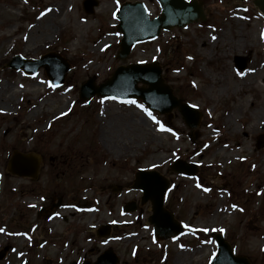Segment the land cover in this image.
Here are the masks:
<instances>
[{
  "label": "rangeland",
  "instance_id": "rangeland-1",
  "mask_svg": "<svg viewBox=\"0 0 264 264\" xmlns=\"http://www.w3.org/2000/svg\"><path fill=\"white\" fill-rule=\"evenodd\" d=\"M83 1L0 0V264H95L107 250L117 264H210L213 233L236 255L264 264V17L253 0H197L205 23L163 32L126 60L117 59L118 8L143 2L155 17L158 2L98 0L87 14ZM49 14L56 16L50 32L31 46L29 31L36 34ZM50 52L71 66L61 87H50L44 69L29 76L8 68L16 55L37 60ZM236 57L248 59L246 71L236 69ZM153 61L174 94L203 113L198 129L178 110L170 123L153 113L173 136L135 105L79 100L89 79L100 85L119 66ZM15 152L39 158L36 179L9 172ZM176 159L196 164L198 174L170 170ZM140 169L169 181L165 206L182 235L155 238L151 204L132 189ZM59 199V209L40 215ZM132 201L138 210L124 213ZM109 225V236L99 237Z\"/></svg>",
  "mask_w": 264,
  "mask_h": 264
},
{
  "label": "water",
  "instance_id": "water-1",
  "mask_svg": "<svg viewBox=\"0 0 264 264\" xmlns=\"http://www.w3.org/2000/svg\"><path fill=\"white\" fill-rule=\"evenodd\" d=\"M162 6L161 17L150 19L149 12L142 3H125L118 11L117 18L120 21L118 31L123 34L120 44L118 59L129 57L133 47L141 42L158 38L162 29L171 30L174 27H185L187 24L206 21L202 4L196 1L187 3L185 0H158ZM97 0H86L85 10L92 13L98 6ZM254 5L264 15V0H254ZM236 67L240 70L247 68L244 58L237 57ZM9 67L15 70L23 69L29 75H34L41 68L53 85L64 84L66 75L71 67L58 54H48L38 61H27L22 57L13 58ZM95 79L85 83L81 90V100H90L95 95L115 97L118 99L140 98L151 110L162 114H168L178 108L185 122L190 128H197L201 122V114L195 109L183 104L173 95V90L166 85L162 76V68L158 63L151 65H130L120 67L113 77L100 87L94 85ZM148 85L147 89L138 88V84ZM39 169V159L33 155H23L16 152L10 162V171L19 176L36 177ZM176 172L194 175L197 168L186 165L182 161L173 167ZM134 189L144 192L143 203L152 202L153 216L149 222L156 228L159 239H166L172 235H178L182 229L177 225L171 215L164 208V197L168 189V183L157 173L140 171L136 177ZM56 207V205H54ZM135 204H129L125 211H135ZM101 236L109 234V228L101 231ZM218 242V255L211 264H251L246 257L234 255L232 247L220 235L216 236ZM7 250V249H6ZM4 254L0 255L2 258ZM118 259L112 251H107L97 264H117Z\"/></svg>",
  "mask_w": 264,
  "mask_h": 264
},
{
  "label": "bare ground",
  "instance_id": "bare-ground-1",
  "mask_svg": "<svg viewBox=\"0 0 264 264\" xmlns=\"http://www.w3.org/2000/svg\"><path fill=\"white\" fill-rule=\"evenodd\" d=\"M54 12H57V9H55ZM52 14H55V13H52ZM52 14L44 16V20L46 19V21L44 23H42L40 20L38 21V24H37L38 29L36 31V34L34 33L36 29H33V31L31 29L29 31L30 38L28 41L30 42L31 46L35 45L37 43V41L43 42L45 40V36L48 35V33L51 30L49 23L51 20L55 19V17H56L55 15H52ZM34 35H37V36L35 37ZM231 120H232V117H230L228 119V121H231ZM94 254H96L95 250L92 253V255H94ZM181 261L182 260L180 259V262Z\"/></svg>",
  "mask_w": 264,
  "mask_h": 264
},
{
  "label": "snow or ice",
  "instance_id": "snow-or-ice-1",
  "mask_svg": "<svg viewBox=\"0 0 264 264\" xmlns=\"http://www.w3.org/2000/svg\"><path fill=\"white\" fill-rule=\"evenodd\" d=\"M48 11H51V9H49ZM42 15H44V14L42 13ZM213 39H215V37H213ZM189 59H192V58L189 57ZM52 86H54V85H50V87H52ZM21 87H23V85H21ZM112 99H115V97H112ZM123 103L130 104V105H135L136 107L141 108V110L144 111L149 116V118H151L153 120V122L156 125H158V130L159 131L171 132L173 136L176 135V133L173 132L172 129L166 128L158 119H156V117L153 115V113L151 111H149L147 108H145L144 105L138 104L137 101H135V100H127V101H123ZM193 107H195V105ZM66 114L67 113H62V115H66ZM153 167H155V165H153ZM197 187L199 188V187H201V185L197 184ZM203 191L208 192L210 190L208 188H203ZM32 207H35V205H32ZM241 211H242V209H241ZM207 230L208 229H203L202 231H207ZM219 231H223V229H220ZM0 232H4V229L0 228Z\"/></svg>",
  "mask_w": 264,
  "mask_h": 264
}]
</instances>
